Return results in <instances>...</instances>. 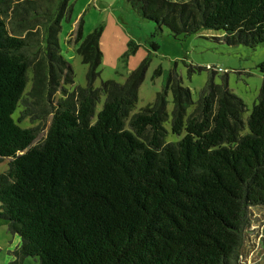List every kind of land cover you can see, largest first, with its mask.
Returning <instances> with one entry per match:
<instances>
[{"label":"trees","instance_id":"1","mask_svg":"<svg viewBox=\"0 0 264 264\" xmlns=\"http://www.w3.org/2000/svg\"><path fill=\"white\" fill-rule=\"evenodd\" d=\"M128 2L176 37L264 43V0ZM73 9V0H0V161L11 158L0 173V226L20 236L11 264L258 262L264 78L249 112L228 76L199 67L210 76L194 100L174 68L139 107L149 60L124 83L97 85L99 27L78 48L87 84L71 90L60 34Z\"/></svg>","mask_w":264,"mask_h":264},{"label":"rangeland","instance_id":"2","mask_svg":"<svg viewBox=\"0 0 264 264\" xmlns=\"http://www.w3.org/2000/svg\"><path fill=\"white\" fill-rule=\"evenodd\" d=\"M73 2L72 19L63 23L60 34L63 54L76 74L75 84L69 86L71 90L75 86L87 84L89 64L84 63L78 48L86 36L102 27L100 46L103 56L96 84L100 85L102 80L107 79L124 83L129 71L148 59L146 77L139 92V107L156 97L163 88L167 73L174 68L182 77L183 85L191 90L194 100L198 99L200 90L210 76L209 70L198 68L207 67L218 72L217 81L228 76L231 90L245 100L249 112L257 102L264 78L259 69V65L264 62V43L252 48L242 44L229 45L202 34L176 37L168 28L157 29L156 24L143 18L128 0ZM82 23L83 38L79 37ZM208 35L219 36L221 33L210 31ZM191 67L196 69L190 72ZM58 95H61V91ZM26 125L30 124L27 122ZM46 132L47 128L41 130L39 141ZM10 160L6 157L0 161V173L8 169ZM19 242V235L12 234L5 225L0 226V264L14 261ZM25 264H39V260L27 257ZM255 264H264V256Z\"/></svg>","mask_w":264,"mask_h":264}]
</instances>
